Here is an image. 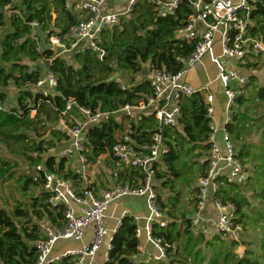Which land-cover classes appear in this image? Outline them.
<instances>
[{"label": "trees", "instance_id": "obj_1", "mask_svg": "<svg viewBox=\"0 0 264 264\" xmlns=\"http://www.w3.org/2000/svg\"><path fill=\"white\" fill-rule=\"evenodd\" d=\"M190 13V6L182 3L174 17L161 19L153 15L149 6L140 3L130 17L122 18L117 25L103 30L104 55L100 58L93 50L71 55H58L56 50H39L38 42L33 38L34 23L48 31L49 35L58 36H63L76 23V15L65 9L64 0H0V150L3 148L14 157L11 162L0 156V185L13 178L17 160L23 159L29 165V174L23 178L20 186L29 203L21 202L12 211L0 209L1 264H35L37 254L34 243L41 238L39 223L44 222L54 229L64 225V209L61 206L50 208L47 204L48 194L37 191V187L45 172L62 174L73 180L75 185L80 184L78 175L65 167L66 158L48 153L65 138L55 126L68 100L74 103L65 118L71 119L70 125L80 117L79 108L114 112L126 104L145 100L151 94V88L143 75L144 70H163L175 74L184 68L185 60L194 51L195 41L187 43L176 36V30L185 24ZM53 14L56 15L54 20ZM263 16L264 0H257L250 12L249 35L261 37L264 42ZM49 59L52 60L47 64ZM263 61L264 58L258 57L255 64L248 66H256ZM45 68L54 76L57 84L43 96L36 83L45 75ZM117 74H120L118 78L110 80ZM138 76L143 80L142 84L136 82L135 77ZM125 79L129 85L121 83ZM255 83V75H251L247 84L236 88L241 93L237 94L231 108V121L225 125L231 139L241 137L235 123L245 116L250 101L247 94ZM10 86L16 89L13 101L8 99L6 92ZM256 99L264 102V86L259 85ZM179 105L177 127L164 131L165 138L171 142L170 149L158 164L155 180L165 175L179 178L176 162L181 160V155L189 156L193 150L205 152V159L201 163L202 175L207 169L211 120L207 116L204 95L198 92L183 97ZM155 127V120L151 117L144 118L137 125L146 138ZM118 128L117 120L112 118L107 123L87 129L83 154L90 167L101 155H107L106 159L116 162L111 149L115 143L113 134ZM185 146H188L186 152ZM240 149L238 158L245 166L249 153L243 145ZM160 165L163 170L159 168ZM113 176L120 184L132 183L140 177L137 171L126 166L114 171ZM250 179L249 176L246 182L238 184L221 178L223 184L214 199L223 205L234 206V220L242 225V230L248 224L258 225L261 231L259 254L248 244L251 242H243L246 245L245 253L239 256L235 251L240 240L231 238L230 244L224 245L222 234L212 232L208 238L200 229L195 230L191 225V216L186 217V213H167L156 191L167 223L164 227L153 224L152 237L162 239L169 246L165 250V261L157 264H264V178L259 190L249 184ZM162 185L173 188V181H164ZM194 190L196 202V186ZM249 191L253 199L258 196L260 201L261 207L255 210V218H250L245 210L249 208V202L244 194ZM178 198L179 192H176L174 200H170L172 208ZM136 226L132 216L126 215L120 219L112 236L106 264H136L134 257L138 254L139 246V240L135 237ZM50 264H70V259Z\"/></svg>", "mask_w": 264, "mask_h": 264}, {"label": "built area", "instance_id": "obj_2", "mask_svg": "<svg viewBox=\"0 0 264 264\" xmlns=\"http://www.w3.org/2000/svg\"><path fill=\"white\" fill-rule=\"evenodd\" d=\"M256 1L238 0L233 4L231 0H64L65 9L75 14L77 21L63 36L48 34L47 42L55 47L58 55L93 50L101 58L104 55L103 30L117 25L122 18L130 17L140 3L149 6L153 15L161 19L174 17L182 3L190 6L191 13L185 24L176 30V36L187 43L195 41L196 45L192 54L185 60L184 68L175 74L163 70H145V77L151 88V94L145 100L131 105L126 104L114 112L79 108L80 117L74 120L73 125L69 124L71 119H65L74 104L72 100H68L66 109L61 112L59 122L55 126L65 138L56 148L49 149L48 153L58 158H66V164L69 160L75 161V168L72 171L78 175L80 184L75 185L73 180L65 178L62 174L44 173L37 191L48 194L47 204L50 208L61 206L64 209V225L60 229H54L44 222L39 223L41 238L34 243L37 254L35 264L59 263L65 258L70 259V264H93L103 238L107 235L104 219L108 208L112 203L127 197L145 200L148 214L144 218L143 226H136L135 237L140 240L144 231L145 240L154 249V253L148 254L141 262L134 257V263L157 264L165 261V250L169 246L162 239L152 237L153 224L164 227L167 223L164 211L157 200L155 173L161 159L169 152L171 142L165 138L164 131L177 127L181 98L198 92L204 95L207 116L211 120L209 122L211 133L208 138L210 148L207 152V169L204 175L197 179L196 211L191 216V225L197 228L200 221H207L212 226L213 233L230 235L235 241L240 240L242 228L234 220V206L223 205L215 200L214 196L223 184L221 178L225 177L227 182L238 184L246 182L249 178V173L239 160L238 151L225 125L231 121V108L237 94L241 93L236 91V88L247 84L249 77L257 72L255 66H248L249 62L255 64L256 58H264L262 38L251 37L248 28L252 5ZM262 26L264 27V16ZM217 34L222 46V54L218 57L214 56L212 51ZM205 54H209L216 68V79L223 86L226 100L224 127L221 130L223 149L216 142L214 95L209 93L207 87L194 89L184 80L188 69L199 62ZM51 60H47V64ZM229 63L234 67L228 68ZM142 81L139 78L137 83L142 84ZM117 82L120 83V80L117 79ZM56 84L54 76L46 70L45 75L36 83V87L43 96H46L48 89H54ZM120 86L123 88L122 84ZM150 117L155 120L156 127L146 138L143 131L137 129V125L144 118ZM112 118L119 124V128L113 134L115 143L111 149L112 157L120 169L126 166L137 171L140 177L132 183L106 186L97 193L95 188L91 187L92 183L87 176L92 166L86 162L83 154L84 135L88 128L107 123ZM210 200L215 211L211 212V218L206 219V213H210L211 210L207 205ZM126 215L128 214L124 213L122 217ZM119 224L120 221L118 226ZM88 227L91 228L92 236L89 244L62 253L55 250L59 240L81 241ZM201 231L208 236L204 228ZM112 236H109L106 242L103 264L108 261Z\"/></svg>", "mask_w": 264, "mask_h": 264}, {"label": "rangeland", "instance_id": "obj_3", "mask_svg": "<svg viewBox=\"0 0 264 264\" xmlns=\"http://www.w3.org/2000/svg\"><path fill=\"white\" fill-rule=\"evenodd\" d=\"M231 2L236 4L238 0H231ZM55 17L56 15L53 14V20ZM212 51L213 55L216 57L222 54V46L218 34L215 36ZM255 67L257 69L255 74L256 83L253 88H249V92L247 94L250 98V101L247 103L248 110L245 116H241L235 123L236 130L239 132L241 137H232V141L238 152L241 151L240 148L243 145L245 151L249 153V157L245 161L246 170L248 169L249 176L251 178L249 180V184H252L258 188L264 178V102L257 100L256 97L259 85L264 86V61L258 62ZM206 74L209 76L215 75L213 65L210 62L209 54L203 55L200 61L192 67L188 75L187 83L190 84L192 79H197V81L203 85L208 81ZM139 78V76L135 77L136 82L139 80ZM121 83L124 86L129 85L127 84L126 79L121 80ZM6 92L8 99L13 101L16 93L14 86H10ZM223 101L225 102V100ZM223 101L222 103L224 105ZM188 146H185L184 152H186ZM197 154H200V156H197ZM0 156L5 160H10L11 162L14 159V157L9 155L3 148L0 150ZM181 156V160L176 162L180 173L179 178L175 179L169 175H165V177L162 179H158L156 177L154 184L158 195H160V203L163 208L167 210V213L169 211L175 215H180L182 212H184L186 213L185 216L188 217L192 216V214L196 211L194 202V188L197 184L198 177L202 175L203 170L201 168V163L205 159V152L193 150L189 156ZM68 162L69 163L65 164L66 168H70V170L75 168V161L69 160ZM17 164L18 166L14 170L13 178L0 185V209L4 208L8 211H12L13 208L21 202L23 204L29 203L28 197L24 196L20 189L23 178L29 174V165L23 159L17 160ZM119 168L121 167L111 159L109 160L106 159V157H99L96 164L92 166V168H89V175H87L90 182L92 183L91 187L95 188V192L98 193L101 189H105L106 186L119 184V182H117L113 176L114 170H118ZM159 168L163 170L161 165ZM169 180L173 181V188H170V185H162L164 181L168 182ZM176 192H179V198L175 204V207L172 208L170 200H174L176 197ZM244 196L249 202V208H246L245 210L249 212L250 218H255V210L260 209L261 207L260 201L257 199L258 196L253 199L251 191L245 193ZM207 205L211 208V210L210 213H206V219L211 218V212L215 211L211 200L207 202ZM124 210H127V208L121 201L112 203L108 208L104 219V228L107 229V235H105L103 238V243L99 251L96 253L93 264L103 263L102 255L106 251V242L108 237L114 234L116 222L122 218ZM257 226L258 225L251 226L250 224L244 226L241 232L239 246L235 251L236 254L239 256L244 255L246 245L243 242H251L248 244L251 245V248L256 252V254H259L260 251L258 246L261 239V231L258 230ZM202 228L206 230L208 235L207 237L209 238L213 231L212 226L207 221H200L198 227L195 230H201ZM231 238L232 237L230 235H222L221 240H223L224 245H229ZM90 239L91 234L89 233L85 241L59 240L55 245V250L59 253H62L68 249H80L83 245V242H88ZM143 241H145L144 231L141 234L140 242Z\"/></svg>", "mask_w": 264, "mask_h": 264}, {"label": "crops", "instance_id": "obj_4", "mask_svg": "<svg viewBox=\"0 0 264 264\" xmlns=\"http://www.w3.org/2000/svg\"><path fill=\"white\" fill-rule=\"evenodd\" d=\"M210 62H211V60H210ZM249 63L252 64L251 62H249ZM212 65H213V69L215 71V75L209 76L208 74H206L207 75L206 78L208 79V81L205 84L201 85L197 81V79L196 80L192 79L190 81V84L187 83L188 75H189V73H190V71L194 65L188 69V71L184 77V80L188 85H190L194 89H202L204 87H207L209 93L214 95V103H213L214 124L217 128L216 142L219 145V147L221 149H223V144H222V139H221V137H222L221 130L224 127V120H225V110H224L225 102L223 101V100H225V96L223 93V86L216 79V75H217L216 68H215L213 63H212ZM233 67H234V65L232 63L228 64V68H233ZM219 91H220V93H219ZM221 91H222V93H221ZM222 101L224 102V105H223ZM220 112H221V114H220ZM120 201L127 208V210L123 211V214L126 213L129 216L134 217V219L136 220V224L138 226H143L144 218L148 214L147 209H146V205H145V200L142 198L127 197V198H122L121 200H119V202ZM119 221H120V219L116 222V225H115L116 228L114 229V233L118 227ZM88 228H90V227H88ZM88 228L86 229L85 236L83 237V239L81 241H83V240L85 241V239L87 238L89 233L91 234V228L90 229H88ZM91 240H92V236H91V239L89 241L87 240L88 242H83V245L81 247H83L86 244H89L91 242ZM140 241H141V239L139 240L138 254L135 256V259L141 262L146 258V256L148 254L154 253V249L146 240L143 242H140ZM104 253H103V255H104ZM93 263H94V261H93Z\"/></svg>", "mask_w": 264, "mask_h": 264}, {"label": "water", "instance_id": "obj_5", "mask_svg": "<svg viewBox=\"0 0 264 264\" xmlns=\"http://www.w3.org/2000/svg\"><path fill=\"white\" fill-rule=\"evenodd\" d=\"M32 30H33V37L37 40L41 52H46L49 50L55 51V47L47 42V37L49 34L48 31H44L38 24H34ZM143 75H146V73H143ZM119 76L120 74L114 75L111 77L110 80H114Z\"/></svg>", "mask_w": 264, "mask_h": 264}]
</instances>
